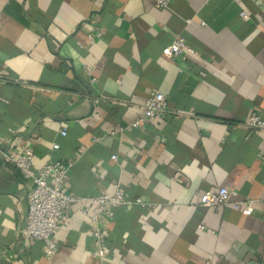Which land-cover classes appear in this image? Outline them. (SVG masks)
I'll use <instances>...</instances> for the list:
<instances>
[{
    "label": "crops",
    "instance_id": "1",
    "mask_svg": "<svg viewBox=\"0 0 264 264\" xmlns=\"http://www.w3.org/2000/svg\"><path fill=\"white\" fill-rule=\"evenodd\" d=\"M177 36L195 52L165 56ZM154 91L167 113L132 127ZM251 112L264 117V0H0L10 149L32 148L35 169L72 162L75 195L118 183L146 203L115 209L104 264H264V129L244 125ZM220 187L252 213L200 204ZM29 189L0 157V264H98L83 204L63 216L51 259L22 233Z\"/></svg>",
    "mask_w": 264,
    "mask_h": 264
},
{
    "label": "built area",
    "instance_id": "2",
    "mask_svg": "<svg viewBox=\"0 0 264 264\" xmlns=\"http://www.w3.org/2000/svg\"><path fill=\"white\" fill-rule=\"evenodd\" d=\"M170 1L156 0V6L166 8ZM240 16L244 19L248 18L244 11L240 13ZM101 36V30L95 27L93 32L88 34L89 42L93 43ZM185 52L194 53L195 51L187 45L182 36L173 38L162 50V53L169 58L179 57ZM88 74L92 76L91 71H88ZM91 80L95 81V77L92 76ZM167 106V99L162 92H152L143 104L141 116L131 126L136 128L150 119L162 118L167 113ZM244 125L251 130L264 129V117L251 112L244 121ZM61 134L65 136L67 130L63 129ZM101 138L100 135H96L93 141H99ZM8 143V139L0 132V157L18 168L30 183L27 216L22 233L26 237L43 241L46 257L51 259L58 251L54 235L62 229L63 216L71 211L73 204H83L81 211L91 220L90 233L95 247L94 256L98 259V264H104L108 250L109 223L114 219L115 209L123 205L146 206V203L140 198L132 199L127 190L118 183L112 193L104 191L95 196L75 195L68 191L66 186L72 162L58 161L35 169L32 148L24 146L22 151L18 152L10 149ZM112 158L117 159V156L113 155ZM87 202L93 203L92 209L84 206ZM200 204L213 208L227 205L240 210L245 215H250L253 211L250 200H231L230 193L225 187L204 192L200 196Z\"/></svg>",
    "mask_w": 264,
    "mask_h": 264
}]
</instances>
